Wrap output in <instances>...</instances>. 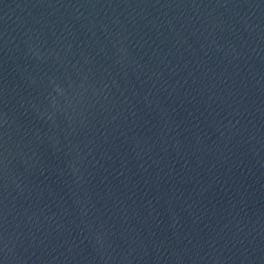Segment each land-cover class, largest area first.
Here are the masks:
<instances>
[{
	"label": "water",
	"instance_id": "obj_1",
	"mask_svg": "<svg viewBox=\"0 0 264 264\" xmlns=\"http://www.w3.org/2000/svg\"><path fill=\"white\" fill-rule=\"evenodd\" d=\"M0 264H264V0H0Z\"/></svg>",
	"mask_w": 264,
	"mask_h": 264
}]
</instances>
